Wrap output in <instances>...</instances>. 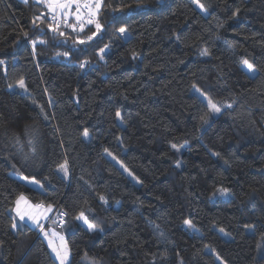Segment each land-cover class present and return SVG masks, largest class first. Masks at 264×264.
<instances>
[{
  "label": "trees",
  "instance_id": "trees-1",
  "mask_svg": "<svg viewBox=\"0 0 264 264\" xmlns=\"http://www.w3.org/2000/svg\"><path fill=\"white\" fill-rule=\"evenodd\" d=\"M200 2L104 0L81 45L34 27L36 0H0V264H58L20 195L52 205L69 264H264V0ZM193 85L221 107L207 123Z\"/></svg>",
  "mask_w": 264,
  "mask_h": 264
},
{
  "label": "snow or ice",
  "instance_id": "snow-or-ice-1",
  "mask_svg": "<svg viewBox=\"0 0 264 264\" xmlns=\"http://www.w3.org/2000/svg\"><path fill=\"white\" fill-rule=\"evenodd\" d=\"M25 4L29 2V0H23ZM38 3L44 5V7L47 9V13L41 12L39 15L35 16L33 18L32 24L34 27H38V22L40 24L45 23V20L47 17H50L51 22L47 24V28L49 31H51L53 34H56L60 37H64L67 39V34L65 31L61 30V26L63 25L65 28H70L73 33H76V38L73 41L76 44H87L90 41L94 39V37L101 31L102 24L100 23V14L102 12V9L105 7L104 0H37ZM158 2L162 3V0H158ZM193 2L196 4V6L202 11L206 12L207 9L205 8V5L200 2V0H193ZM138 7H148L146 4H138ZM234 13L233 16H236L238 14ZM71 21V22H70ZM87 25H94L95 31L91 32V35H84L83 38H81L80 33H84L85 27ZM118 32L123 36L127 29L124 27H120L118 29ZM27 35V33H25ZM40 43H44L45 41L41 40ZM33 48H35V45L37 41L33 40ZM108 46L105 45V48H101L99 52L101 53L100 59H103V53L105 52V49ZM204 55H209L207 49L204 50ZM57 55H64L67 56L68 53H57ZM4 61L0 60V64H3ZM88 63V61H84L80 64L81 68H84L85 65ZM242 65L245 67L246 72L250 74L251 76H255L258 72V70L254 67L253 64L249 63L247 59H244L241 61ZM16 86L20 89H25V81L23 79H20L17 81ZM10 88L12 85L9 86ZM193 88L196 92L200 93L201 96H204L205 99H207V109L208 112H206L204 115L200 117L202 123H207L209 116L218 114L221 112V107L218 106L210 97H207L205 93H203L199 88H197L195 85H193ZM228 108L232 107V104H227ZM43 111V109H41ZM117 117H121V113L117 111L116 113ZM84 137L89 136V132L87 129L83 132ZM16 143L19 144L20 141L17 138ZM28 144L32 145L33 141L31 139L28 140ZM173 148H176V145H172ZM107 152L108 150L105 149ZM32 152L35 153V148H32ZM108 155H112L110 152ZM218 155V154H217ZM115 159V157H113ZM179 167V165H177ZM123 167V165H122ZM58 170L63 172L64 176L66 177L68 175V167L67 162L61 164L58 166ZM125 171H128L127 168H125ZM131 175V173H129ZM23 179H28L27 177H24ZM31 183L38 184L39 182L35 179L30 181ZM139 182V181H138ZM219 192L221 195H224L228 192L227 189H219ZM99 200L103 203H107L106 198L103 195L99 196ZM21 202H25L26 198L23 195H20L16 200V213L19 216L20 220H24L25 216H28V219L31 220L36 226L40 229V232L43 234L45 239L48 241V247L51 249V252L54 254L55 260L59 261V264H69V257H70V249L68 247L67 242L65 241L64 237L57 233L54 229L46 231L44 228V225L40 223L41 218L43 219H49L47 216V213L52 210V205L49 204L45 208L42 204H36L34 207L36 209H43L40 212H37L35 214H29L25 212H21L20 210V204ZM59 216L61 219L58 221L60 226H63L64 220L63 217L67 216L66 212L59 213ZM75 219L77 221H83L84 224L87 225L88 231H96L99 230V225L92 223L89 221L88 217L85 215L83 211H81L77 216H75ZM53 223H57V221H53ZM184 223L188 225L189 227L192 226L190 220H185ZM11 227L15 229L17 227V224L15 221L11 224ZM245 227H249L248 225H245ZM221 232H224L223 229H220ZM59 241V243H56V241ZM83 259H86L90 262V264H100V260L96 257H89L88 253H84ZM219 259V257H217Z\"/></svg>",
  "mask_w": 264,
  "mask_h": 264
},
{
  "label": "rangeland",
  "instance_id": "rangeland-1",
  "mask_svg": "<svg viewBox=\"0 0 264 264\" xmlns=\"http://www.w3.org/2000/svg\"><path fill=\"white\" fill-rule=\"evenodd\" d=\"M251 147L249 146V147H246L245 149H247V150H249ZM23 182H25V183H27V184H29V185H37V184H34V183H31L30 181H31V179H23L24 177H19ZM26 201H27V203H25V202H21V205H20V210H21V212H25V213H29V214H35V213H37V212H40V211H42L43 209H36L34 206L35 205H33L32 203H30L27 199H26ZM25 204V205H24ZM22 205H24V207H22ZM46 208V207H45ZM15 209H16V204H15ZM15 209H14V211H15ZM52 212H53V208H52V210L50 211V212H48L47 213V216L49 217V219H50V217H51V214H52ZM15 213H16V211H15ZM16 215H17V213H16ZM17 217L19 218V216L17 215ZM53 218L55 219L56 218V216L54 217L53 216ZM49 219H43V218H41V220H40V223L41 224H43L44 225V228H45V230L46 231H48V230H53L54 228L53 227H51V226H47L46 224L48 223V221H49ZM22 221H24V222H26L27 224H29L31 227H37L36 226V224H34L31 220H29L28 219V216L26 215L25 216V219L24 220H22ZM38 228V227H37ZM55 230V229H54ZM38 231L40 232V229L38 228ZM56 231V230H55ZM57 232V231H56ZM58 233V232H57ZM60 234V233H59ZM61 235V234H60ZM44 240H45V242L48 244V241L44 238ZM56 243H59V241L57 240L56 241ZM220 264H223L222 262H220Z\"/></svg>",
  "mask_w": 264,
  "mask_h": 264
},
{
  "label": "built area",
  "instance_id": "built-area-1",
  "mask_svg": "<svg viewBox=\"0 0 264 264\" xmlns=\"http://www.w3.org/2000/svg\"><path fill=\"white\" fill-rule=\"evenodd\" d=\"M61 213V212H60ZM64 218V217H63ZM62 218V219H63ZM61 219V217L59 216V214L56 216V218L54 219L55 221H57V223H55L57 226H60L58 221ZM38 235L44 240V236L41 232L38 231ZM45 241V240H44ZM47 244V243H46ZM48 245V244H47ZM49 248V247H48ZM49 251H50V254L52 255V257L55 259L54 257V254L51 252V249L49 248ZM58 264H59V261L55 260Z\"/></svg>",
  "mask_w": 264,
  "mask_h": 264
},
{
  "label": "crops",
  "instance_id": "crops-1",
  "mask_svg": "<svg viewBox=\"0 0 264 264\" xmlns=\"http://www.w3.org/2000/svg\"><path fill=\"white\" fill-rule=\"evenodd\" d=\"M37 1V0H36ZM16 204V203H15ZM21 205V204H20ZM25 205V204H24ZM24 205H22V207H24Z\"/></svg>",
  "mask_w": 264,
  "mask_h": 264
}]
</instances>
